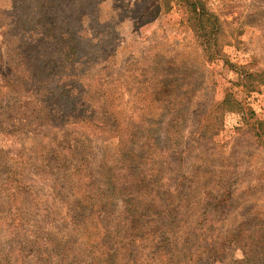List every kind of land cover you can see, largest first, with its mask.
Returning <instances> with one entry per match:
<instances>
[{"label":"rangeland","instance_id":"rangeland-1","mask_svg":"<svg viewBox=\"0 0 264 264\" xmlns=\"http://www.w3.org/2000/svg\"><path fill=\"white\" fill-rule=\"evenodd\" d=\"M188 1L0 0V264H122L128 253V264H200L194 209L223 187L229 202L203 217L202 245L264 218V0H202L203 22ZM45 90L61 97L58 113L37 121ZM105 103L135 150L147 142L159 195L183 205L170 235L187 257L139 243L153 228L136 221L149 193L115 184L118 134L63 115ZM73 167L86 193L109 196L101 210L74 195Z\"/></svg>","mask_w":264,"mask_h":264},{"label":"trees","instance_id":"trees-1","mask_svg":"<svg viewBox=\"0 0 264 264\" xmlns=\"http://www.w3.org/2000/svg\"><path fill=\"white\" fill-rule=\"evenodd\" d=\"M192 11L193 16H195L196 21L203 22L205 19V9L203 6L202 0H189L188 1ZM218 29H214L213 25L209 29V35L216 34ZM49 84H54L58 86V81L51 79L46 81ZM164 84L162 81L157 82L158 85ZM154 86V85H153ZM173 84L166 83L163 85V90L165 93L173 92ZM172 88V89H171ZM99 90V89H98ZM153 90H156L155 87ZM163 92V93H164ZM161 93V95L163 94ZM56 94H49L45 90L44 93L40 95V104L38 107L33 108V113L35 119L39 121L43 116L44 112L47 111L48 116L52 112L54 102L59 101L61 97L56 98ZM159 92L155 91L154 99L159 100ZM64 98H69V96L64 95ZM154 100V101H155ZM39 102V100H37ZM51 103V108L43 106V103ZM73 106H71L66 112H63L66 120L72 119V124H83L86 127H89L92 130L103 132V133H116L118 134V140L120 141V163L114 168L118 170L114 174V182L117 184L118 181L130 180L131 184L127 187H124L127 190L133 192L137 189H144L148 191V199L143 203L139 209V216L136 221H142L144 223H150L153 228L149 229L147 235L148 237H140L139 243H147L153 241L155 243V249L163 253L164 256L180 255V258L189 254V250H184L180 252H175L172 249V240L170 231H172L177 224H179L181 218H183L184 212L182 211L183 205L178 204L174 205L173 200L163 198L159 195L158 191L160 188H157L158 178L156 175V169H147L149 164H153L154 161L147 160L149 153L151 152L147 142L143 143V146L139 150H135L133 145L136 140H134V131H128L125 127H120L115 117H112L110 110L107 104L101 105L102 110L97 111V113L90 112L89 117H81L77 119V114L73 113ZM58 111H54L51 116L57 115ZM139 129V128H137ZM137 132V131H136ZM127 134V135H124ZM121 135V136H119ZM130 136V137H128ZM154 170V171H153ZM73 175L72 191L74 195L82 201L84 198L88 205H92L93 209L101 210L102 207L109 202V196L104 193L95 192L93 189V196L89 193H86L84 188H82V183L80 178L76 177L80 173L79 167H73L71 169ZM159 172V171H158ZM82 190L84 193H82ZM222 190V192H221ZM220 191L214 193L213 191H207L206 197L200 203L201 208L198 210L196 207L194 212L198 213L196 222L193 225V228H198L201 231H196L194 229V236L204 241L206 236H203L204 232H208L211 228H205L202 230V221L203 217L210 215L209 208L211 211H215L216 214L220 213L221 208H224V205L229 202V195H225V188L223 187ZM221 199V200H220ZM222 203V206H219V203ZM183 215H182V213ZM259 217V216H258ZM260 218V217H259ZM147 219V221H145ZM134 221V222H136ZM200 227V228H199ZM192 228V229H193ZM201 232V233H199ZM215 233V229L214 232ZM228 235L223 237L220 242L212 241L210 244L204 243L201 244V241L197 245L195 250H198V254L194 255V258L200 261V264H209L213 262H224L228 260L232 264H264V218L256 217H246L237 229L233 232H228ZM155 240V241H154ZM132 240H129L130 242ZM133 246V245H131ZM231 246V247H230ZM230 247V251L228 248ZM240 250L241 259L233 260L231 256V251ZM131 252V251H130ZM133 253V251H132ZM193 253V252H192ZM191 253V254H192ZM137 254V253H135ZM227 254V255H226ZM103 260L106 261L110 258V255L102 254ZM187 257V256H185ZM184 257V258H185ZM147 258V255H146ZM130 259V253L126 254L125 257H122V264H128ZM143 260V259H142ZM183 260V259H180ZM188 260L192 261V255L188 257ZM96 261H100L98 258ZM131 262V261H130ZM134 263V262H132Z\"/></svg>","mask_w":264,"mask_h":264}]
</instances>
